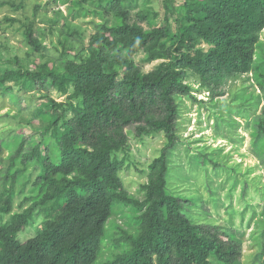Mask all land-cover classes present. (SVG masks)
<instances>
[{
	"label": "trees",
	"instance_id": "16d2710c",
	"mask_svg": "<svg viewBox=\"0 0 264 264\" xmlns=\"http://www.w3.org/2000/svg\"><path fill=\"white\" fill-rule=\"evenodd\" d=\"M53 1L68 5L66 13L58 10L47 19L54 27L62 21L67 31L58 59L34 68L19 56L0 61V71L6 67L0 85L13 101L21 103L17 91L46 90L48 97L32 110L39 140L16 134L22 122L0 140V151H10L0 159V264H242L243 236L213 225L203 212L192 213L201 198L184 194L173 182L186 175L172 156L181 144L184 97L204 103L187 79L196 76L198 89L209 92L215 107L228 82L251 74L260 92L245 89L210 115L217 131L224 123L235 128L233 113L242 117L264 167V104L258 111L264 100V0H160L161 24L156 0ZM7 5L20 10L25 0H0V7ZM40 8L34 6L33 18L6 20L21 23L27 57L37 53L45 59L46 32L35 31ZM88 15L94 32L86 42L75 21ZM139 54L144 62H160L145 71L136 62ZM12 61L20 64L7 67ZM50 88L66 99L52 98ZM150 135L166 139L141 170L146 181L139 196L126 188L121 172L130 168L131 139ZM230 154L222 146H197L191 163L226 172L234 179L230 192L239 181L241 195L253 187L264 199V186L247 172L239 177ZM21 176L24 199L15 210ZM251 208L240 214L250 210L252 221L258 211ZM118 213L126 216V225L115 224L117 234H111L108 224ZM259 216L251 238L264 253V209Z\"/></svg>",
	"mask_w": 264,
	"mask_h": 264
},
{
	"label": "rangeland",
	"instance_id": "374dc122",
	"mask_svg": "<svg viewBox=\"0 0 264 264\" xmlns=\"http://www.w3.org/2000/svg\"><path fill=\"white\" fill-rule=\"evenodd\" d=\"M13 1L19 3L22 0ZM156 1L159 2L157 8L160 12L159 23L161 24V18L164 14L165 8L163 2L160 0ZM181 1L182 0H177L176 2L177 4H181ZM37 4L41 5V8L38 12L35 31L36 34H38V30L46 32L45 44L48 46L49 50L48 52L43 53L45 59L39 57V54L37 53L31 54L33 57H27V52L30 47L24 39L23 30L18 29L21 23L14 22L13 24L6 20L8 16L23 20H25L26 17L33 18L34 6ZM67 8V4H63L60 1L54 2L53 0H25V8L20 10H15L14 7L10 5L0 7V46L2 47L1 50H3L2 55H0V61L4 63L10 57L19 56L21 59L25 58V60L20 63H25L28 67L34 68L36 64H41L46 59L57 60L59 56L58 52L62 50L59 41L63 39L67 31L62 30V21L60 25L54 27L47 19L55 16V13L58 12V10L66 13ZM92 21V15L78 18L75 21L77 27H80L81 30L85 31L86 42L89 40V36L94 32ZM261 42L262 47L260 50H263L264 31L261 36ZM136 62L143 66L145 71H150L155 68L160 60L150 63L144 62L143 55L139 54L136 56ZM20 63H14L12 61V63H8L9 66H6L9 68H16ZM5 70L6 67L3 66V70L0 71V76L5 73ZM187 81L192 84V87L195 90L193 94L197 96L198 100L202 99L204 103H200L187 97H184L182 102V111L179 118L181 123V138L179 140L181 141V144L177 146L172 156V160L175 167H182L181 172L186 175V179L181 181L174 179L173 182L180 187L184 194L189 196L195 195L201 198L196 202L197 206L193 205L192 213L198 215L203 212L201 213L203 216H205L204 213L207 216L209 215L206 219L213 225L217 224L223 226V230L236 232L237 235L243 236L242 264H264V253L262 248L257 251V246L253 245V240L251 238L252 233L257 228V219L262 217V215L260 217L259 214L264 209V199H261V196H258V192L253 187L249 189L246 195H241L242 185L239 181L236 189H234L233 192H230V187L234 179L228 180L226 172L221 171L218 173L211 165H208V170L196 168L193 167L191 163V157L197 152V146H209V148L222 146L224 148V153H231L229 163L239 164V177L241 176V172H247L249 178L255 180V182H259L261 186H264V167L259 163V159L255 156L245 120L236 113H233L232 117L238 120V124L235 128L224 123L222 128L217 131L215 128V119L210 115V113L214 111L218 112L219 109L222 108L223 103L229 104L236 95L242 94L243 90L246 89V93L249 94L253 91L259 93L260 89H258L251 74L243 75L228 82V84L223 87L225 90L224 95L217 97L218 99L215 100L217 101V106L211 107V96L209 92L204 89H198L199 81L197 77L191 76ZM4 84L5 86L14 84V81ZM14 90H16V88ZM50 90H52V88H50ZM45 92L47 91H40L37 89L29 92L17 91V93L21 94V103L19 104V102L17 103L13 101L9 92H6L4 87L0 85V140L7 138L8 135L14 134L16 131V124L21 122V127L17 128L16 134L22 133L25 138L34 135L35 139H40L41 133L33 128V123L37 124V126L40 124L37 122L35 123L33 120L34 111L32 110L48 101V97H45L44 95ZM50 95L57 101H63L66 99V96L57 92V90L50 91ZM240 99L241 97L237 98V100ZM263 104L264 100H262L258 111L261 112ZM223 111L226 110L223 109ZM31 119L33 120L32 122H30ZM219 134H227V136L222 137L223 135L221 136ZM228 134H231L234 139ZM165 139L164 135H150L145 137L143 141L135 138L131 139L129 153L132 157L130 158V168L123 169L121 172V177L125 186L131 193L142 196L139 190L141 184L146 181V176L141 170L144 168L147 169L152 159L160 154ZM25 144L27 143L25 142ZM26 148H28L27 145ZM9 155L10 151L5 147L0 153V159H6ZM248 170L250 171L248 172ZM250 185H252L251 182ZM22 186L23 178L21 176L16 183L17 193L15 198V210H19L18 205L24 199V195L21 193ZM19 190L20 192L18 193ZM27 204L28 203L24 206ZM251 205L256 206L258 211L252 221L250 220V210H247L243 217L240 214L245 211L246 206L251 208ZM201 219L203 221L204 217ZM126 220V216L122 213H118V215L113 217L108 224L109 232L111 234H117L115 224H121L124 226L126 225ZM20 235L23 236L24 232H21Z\"/></svg>",
	"mask_w": 264,
	"mask_h": 264
}]
</instances>
